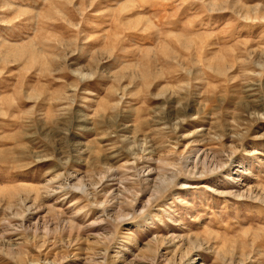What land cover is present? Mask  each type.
I'll return each mask as SVG.
<instances>
[{"label": "rangeland", "instance_id": "obj_1", "mask_svg": "<svg viewBox=\"0 0 264 264\" xmlns=\"http://www.w3.org/2000/svg\"><path fill=\"white\" fill-rule=\"evenodd\" d=\"M0 264H264V0H0Z\"/></svg>", "mask_w": 264, "mask_h": 264}, {"label": "bare ground", "instance_id": "obj_2", "mask_svg": "<svg viewBox=\"0 0 264 264\" xmlns=\"http://www.w3.org/2000/svg\"><path fill=\"white\" fill-rule=\"evenodd\" d=\"M170 179H171V177H170ZM172 181V180H171ZM163 184L164 183H166L168 186L171 184L170 183V181H169V179H168V177H164L163 179H162V181H161ZM161 190H162V187H161V185L159 184V185H156V186H154V188H153V190H152V192L153 193H160L161 192ZM152 196V195H151ZM125 198V197H124ZM126 200V199H125ZM127 201V200H126ZM125 201V202H126ZM130 202V201H129ZM128 202V203H129ZM126 205V204H125ZM128 205V204H127ZM19 210V209H18ZM25 211H28L27 209H20V211L18 212V215L19 216H22V214L25 212ZM29 213V212H28ZM25 217V216H24ZM157 241V240H156ZM156 243V242H155ZM156 244H147L145 247H144V250H143V252L145 251V253L146 254H155L156 252H155V246Z\"/></svg>", "mask_w": 264, "mask_h": 264}]
</instances>
